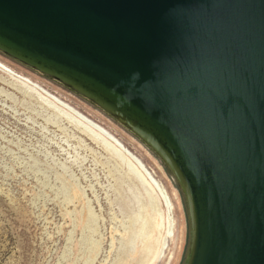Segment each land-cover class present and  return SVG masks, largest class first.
<instances>
[{"label":"water","instance_id":"1","mask_svg":"<svg viewBox=\"0 0 264 264\" xmlns=\"http://www.w3.org/2000/svg\"><path fill=\"white\" fill-rule=\"evenodd\" d=\"M0 48L169 153L196 212L189 264H264V0H0Z\"/></svg>","mask_w":264,"mask_h":264},{"label":"rangeland","instance_id":"2","mask_svg":"<svg viewBox=\"0 0 264 264\" xmlns=\"http://www.w3.org/2000/svg\"><path fill=\"white\" fill-rule=\"evenodd\" d=\"M0 49V264H185L191 207L169 164L78 87Z\"/></svg>","mask_w":264,"mask_h":264},{"label":"bare ground","instance_id":"3","mask_svg":"<svg viewBox=\"0 0 264 264\" xmlns=\"http://www.w3.org/2000/svg\"><path fill=\"white\" fill-rule=\"evenodd\" d=\"M1 50V49H0ZM8 54V53H6ZM15 58V57H14ZM17 59V58H16ZM2 63V62H0ZM3 65H5L4 63H2ZM6 67H8L7 65H5ZM31 67V66H30ZM9 69H11L10 67H8ZM12 70V69H11ZM49 76V75H48ZM59 78V77H58ZM61 80L63 81H66V82H69V83H73L71 82L70 80L68 79H62ZM63 83V82H62ZM67 85V84H66ZM70 85V84H69ZM68 85V86H69ZM80 90V89H78ZM76 91V89H75ZM80 93V92H79ZM81 93H84V92H81ZM91 96V95H90ZM95 98V97H94ZM93 100V99H92ZM96 102V101H95ZM99 104V103H98ZM102 102H101V106H102ZM109 111L112 112L113 108L108 106V105H104ZM113 114H116V112H113ZM112 116V115H111ZM119 118H121V120L127 124L130 128H132L133 131H135L139 136H141L142 138H144L149 144H151V146L162 156V158L169 164V166L172 168V170H174L176 173H177V176L181 182V185L182 187L184 188L185 190V193L188 197V200H189V204L191 206V216H192V220L194 222V225H193V234H192V241H191V247L190 248V251H189V256H188V260L185 264H189L190 263V259L192 257V252H193V248L195 246V227H196V212H195V209H194V204H193V199H192V195H191V192H190V189L189 187L187 186V182L186 180L184 179L182 173L180 172V170L178 169L176 163L173 161V159L170 157L169 153L167 151H165L145 130H142L140 129L138 126H136L135 124L129 122L128 120L126 121L124 118H122V116L120 117V114H118ZM118 120V118H117ZM89 127H91L92 129L96 130L97 133L99 135H102L104 138H107V139H110L109 136H107V134L105 132H103L102 130L100 129H97L95 127H93V125H90L88 123H86ZM127 128V127H126ZM134 133V132H133ZM140 138V137H139ZM111 140V139H110ZM113 141V140H112ZM113 143L115 145H118L119 148L120 145L117 144L115 141H113ZM148 145V144H147ZM158 156V154H157ZM131 160L132 162H134V169L137 168L136 170H138V174H140L141 178L144 179L146 182H148V184H150V186L155 189L160 195L163 196L162 194V191L160 190V188L158 187V185L155 183V181L153 179H151L149 177V175L142 169V166L141 164L133 157H131ZM157 161V160H156ZM165 163V162H164ZM140 171V172H139ZM164 188V187H163ZM163 192L164 194L166 195L167 199L165 201V203L168 205H171L172 206V203H171V200L169 198V195L167 194L165 188L163 189ZM186 199V198H185ZM191 223V222H190ZM168 226H169V221H168ZM160 248L157 252V256H159V254L161 253V251L163 250L164 248V243L162 245H159ZM155 259V258H154ZM153 259V260H154ZM151 260L149 264H151V262L153 261Z\"/></svg>","mask_w":264,"mask_h":264}]
</instances>
